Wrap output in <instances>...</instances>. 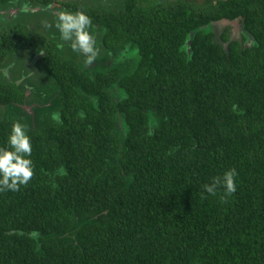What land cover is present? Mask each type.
I'll return each instance as SVG.
<instances>
[{"label": "trees", "instance_id": "trees-1", "mask_svg": "<svg viewBox=\"0 0 264 264\" xmlns=\"http://www.w3.org/2000/svg\"><path fill=\"white\" fill-rule=\"evenodd\" d=\"M59 3L90 16L104 49L124 50L89 69L48 42L39 67L54 92L27 81L52 97L32 108L36 128L26 81L0 73V146L21 120L33 161L26 185L0 191V264H264V0ZM14 26L0 22V63L32 45ZM28 61L10 67L17 77L29 79ZM227 168L235 192L204 193Z\"/></svg>", "mask_w": 264, "mask_h": 264}, {"label": "clouds", "instance_id": "clouds-1", "mask_svg": "<svg viewBox=\"0 0 264 264\" xmlns=\"http://www.w3.org/2000/svg\"><path fill=\"white\" fill-rule=\"evenodd\" d=\"M42 29L54 27L58 32L57 47L63 48L65 43L82 58L85 65L91 64L97 57V33L90 16L83 10H61L51 22L47 19L41 21ZM233 110L236 105L233 104ZM83 116V113H80ZM53 121L60 122V115L53 111L50 113ZM31 138L27 133V125L21 120H13L5 141L0 146V191H17L26 185L33 177V161L31 159ZM56 176L67 175L63 165L55 170ZM238 173L235 168H227L220 175L210 177L209 181L201 187L204 193L215 195L217 189H222L223 197L230 196L236 190ZM203 194V193H202ZM32 239L39 237V232L33 229L28 234Z\"/></svg>", "mask_w": 264, "mask_h": 264}, {"label": "rangeland", "instance_id": "rangeland-1", "mask_svg": "<svg viewBox=\"0 0 264 264\" xmlns=\"http://www.w3.org/2000/svg\"><path fill=\"white\" fill-rule=\"evenodd\" d=\"M22 1L24 0H19L18 1V5L15 7V4H12L10 5L9 7H7L5 10H4V14L5 15H8L9 17H11V14L13 13L14 9L15 8H18V6L20 5V3H22ZM26 1V0H25ZM61 1H65V0H61ZM67 1H70V2H74V1H78V2H82V3H86L87 5H92V6H98V7H104V8H117L119 5H113V1L114 0H67ZM153 2L155 0H152ZM156 1H163V2H166V1H170V0H156ZM185 1H189V2H193V3H196V4H201L205 1H208V0H185ZM213 1V0H212ZM60 0H56L53 2V4L51 5H42L43 7L40 9V6H37L35 7L34 4L29 0L28 2L26 1L24 6H27L26 4H28V10L29 11H35L36 14H33V15H29L30 16V19H28L26 21V24H27V27H28V32L29 34L31 35V37H34V38H44V40H47V41H51L52 43L56 44L54 45V48L57 46V42H58V32L57 30L54 28V27H51L50 30H44L42 29V26H41V21L44 20V19H47L49 22H51L53 20V18L61 11L63 10V7L60 6ZM34 6V7H33ZM38 11V13H37ZM14 16V15H12ZM36 20L39 21L40 24L36 25ZM223 24H228L229 25V28H230V31H231V34L233 37H238L239 39H242L244 38V35H243V30H242V27H241V24L238 22V21H229V22H225ZM222 24V25H223ZM41 28L40 30H38L37 34L39 35L36 36V31L37 29L36 28ZM213 29H216L215 27H213ZM217 30V29H216ZM215 30V31H216ZM218 33V30L216 31ZM97 33V39H98V47L100 49L96 59L91 63V64H88V65H85L84 64V67L85 68H89V69H92L93 67H95L96 65H98L100 62L102 63H105L106 65H112L113 63H115L118 59V54H121V51H123L124 49H116V50H113V51H108V50H105L100 42H99V39H100V34L98 32ZM57 37V41L55 39H53L52 37L54 36ZM31 46H27L26 49H24L22 51V57H20L17 61V63H15V66L13 67V69L17 72L21 71L20 67L27 62L28 58L30 55H34V52L36 51H32V50H35L36 48H31ZM38 47V50L39 49V45H37ZM37 50V51H38ZM57 53L59 55H61L62 57L64 58H73V59H77L78 56L76 57L75 55L72 56L73 52L71 49H67L66 48V43H65V46L63 48H58L57 47ZM15 59V56H12L11 58L9 56H7L6 58H4V60L0 63V73L2 74L3 78H6V79H10V80H14L16 82L17 85L20 84V82H24L26 81V85L24 84L23 86H21L22 90L25 91V94H26V97L30 96L32 94V92L29 91V89L27 88L28 87V84H27V81H32V82H36V84L38 86H44V85H48L51 89L52 92H54V86H55V82L54 80L45 75V74H40L39 75V72L38 74L36 73L35 77H34V73L31 75L29 74L28 78L26 80L25 76L24 77H17V73L13 71V69H9L10 68V64H7L8 61H13ZM124 61H129L127 58H126V54L123 56L122 58ZM30 61V60H29ZM32 61V60H31ZM18 65L19 67L17 68ZM24 66V65H23ZM15 74V75H14ZM40 87V90H42V88ZM27 89V91H26ZM36 95V92L31 95L32 97L28 98V99H25L24 100V103H22V108L25 109V111L31 115V120L29 121L28 120V123L30 122L31 125L36 128L37 127V124L34 120V109H32L33 107L35 106H46V105H51V99L52 97L50 96H46L47 99L44 100V101H41V99L43 98L42 94L40 93L39 97H35ZM30 100L31 102L30 103H25L26 101ZM39 106V107H40ZM6 107H3V110H5ZM53 111H56V108H53L51 110L48 111V114L50 115V113H52Z\"/></svg>", "mask_w": 264, "mask_h": 264}, {"label": "flooded vegetation", "instance_id": "flooded-vegetation-1", "mask_svg": "<svg viewBox=\"0 0 264 264\" xmlns=\"http://www.w3.org/2000/svg\"><path fill=\"white\" fill-rule=\"evenodd\" d=\"M18 1L19 0H3V1H0L1 3H0V22L3 24V26L5 25V23H7L8 22V24L10 25V26H14V27H18V28H20L24 33H26L27 35H26V37H27V39H28V42L30 41L31 43H32V45H31V47H30V49L31 48H36L35 50H32V51H36V52H34V55L32 56L31 55V63L29 62V64L27 65V66H31V71L29 72V74H33L34 73V77H35V75H36V73L38 74V72H39V75L42 73V74H44V70H43V68L41 67H39L40 66V63H39V60H41L42 58H43V56L45 55V50L43 49V47L44 46H48L49 45V43H51V44H54V43H52L51 41H47V40H44V38H40L39 37V35L37 34V32H38V30H40L41 28H36L37 29V31H36V36H38L39 38H34V37H31V35L29 34V32H28V27H27V24H26V21L28 20V19H30V16L29 15H33V13H35L36 14V12L35 11H29L27 8H28V4H26L27 6H24V4H25V2L27 1H29V0H24V1H22V3H20V5L18 6V8H15L14 9V11H13V13L11 14V17H9L8 15H5L4 14V10L7 8V7H9L10 5H12V4H15V7L18 5ZM61 1V0H60ZM65 1H67V0H65ZM70 2V1H69ZM76 2V1H75ZM121 3V0H114L113 1V4H117V5H119L118 3ZM53 4V3H52ZM51 5V4H50ZM34 6L35 7H37V6H40V9L43 7L42 6V4H40V3H38V4H34ZM33 6V7H34ZM48 6V5H47ZM90 7H93V8H97L98 6H92V5H89ZM37 13H38V11H37ZM12 15H14V16H12ZM34 23H36V25H38V24H40L39 23V21L38 20H36V22H34ZM54 36V35H53ZM53 39H55L56 41H57V37L56 36H54V37H52ZM2 40V39H1ZM0 40V41H1ZM49 42V43H48ZM26 43H21V44H19V46H20V48H21V51H23L24 49H26V47L27 46H29V45H25ZM37 45H39V49L40 50H38V47H37ZM54 45H56V44H54ZM102 46V45H101ZM46 48V47H45ZM66 48L67 49H70L68 46H67V44H66ZM57 46L55 47V48H53V50H54V52H56L57 53ZM38 50V51H37ZM106 50V49H105ZM59 55V54H58ZM73 55H75L76 57L78 56V58L76 59V61H82V58H81V56H79L77 53H73L72 54V56ZM7 56H9V55H7ZM12 56V54L9 56V57H11ZM61 56V55H60ZM74 57V56H73ZM14 61V60H13ZM13 61H10L9 62V64H10V67H14L15 66V63L13 62ZM37 66H38V68H37ZM83 67H84V65H83ZM37 68V69H36ZM85 68V67H84ZM94 68V67H93ZM9 69H11V68H9ZM35 79H36V77H35ZM27 88H29V87H27ZM22 105V104H21Z\"/></svg>", "mask_w": 264, "mask_h": 264}]
</instances>
